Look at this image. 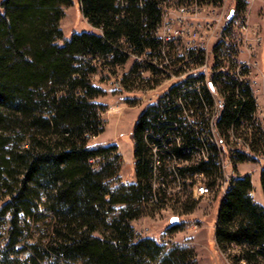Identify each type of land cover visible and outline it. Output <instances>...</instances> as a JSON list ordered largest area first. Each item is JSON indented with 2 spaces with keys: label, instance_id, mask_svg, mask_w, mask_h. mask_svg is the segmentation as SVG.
<instances>
[{
  "label": "trees",
  "instance_id": "trees-1",
  "mask_svg": "<svg viewBox=\"0 0 264 264\" xmlns=\"http://www.w3.org/2000/svg\"><path fill=\"white\" fill-rule=\"evenodd\" d=\"M73 0H0V264H198L189 246H167L140 235L132 221L165 205L180 209L184 195H159L152 202L148 128L161 129L139 114L132 131L135 179L120 176L115 143L89 144L105 131V95L94 82L128 64L159 41L153 30L164 0H79L91 29L65 34L62 21ZM238 8L245 5L238 0ZM131 62V61H130ZM152 65L132 61L122 84L128 91L154 87L144 79ZM232 82L218 126L242 134L254 99ZM253 100V101H252ZM151 107L148 108V111ZM158 127V128H157ZM245 128V127H244ZM185 147L196 141L179 127ZM252 147L262 138L252 130ZM184 147L177 155L187 158ZM247 160L239 155L237 161ZM182 167L205 172L215 186L219 164L209 160ZM264 197V167L260 171ZM250 174L239 175L220 199L215 241L233 264H264V204L253 196ZM117 207H119L117 209ZM189 209H184L187 211ZM180 223L169 226L170 231ZM25 251V259L18 252Z\"/></svg>",
  "mask_w": 264,
  "mask_h": 264
},
{
  "label": "built area",
  "instance_id": "built-area-1",
  "mask_svg": "<svg viewBox=\"0 0 264 264\" xmlns=\"http://www.w3.org/2000/svg\"><path fill=\"white\" fill-rule=\"evenodd\" d=\"M238 2V0H236ZM246 6L249 0H240ZM225 0H164L161 20L153 30L159 45L147 48L141 55L131 54L130 61L141 65H152L143 69L146 80L158 78L159 83L147 87L144 94L155 92L143 111L147 120L156 122L161 129L148 128L145 134L159 133L161 143L147 142L150 152L152 202H159V195H184L185 191L195 194V199L219 195L224 182L238 175L239 155H246L248 161L264 162V73L260 70L257 48L262 39L258 30L250 26L246 9L225 8ZM223 12L219 11L222 8ZM208 10L207 15L199 16ZM118 88H124L122 76L117 77ZM235 82L238 86L236 99L241 100L240 89L261 93V114L252 112L245 117L242 134L235 125L219 137V126L215 121L220 101H227V107L237 102L228 100L225 88ZM171 83H178V90H171ZM240 88V89H239ZM160 90V91H159ZM145 97V96H144ZM148 104H155V111H148ZM191 125H198L194 141L206 146V159L225 161V175H219L215 186L207 182L205 172L191 174L179 172V165H198L195 153L187 158L175 156V146H185L183 136H176V126H183L191 132ZM157 127V128H158ZM262 138L263 147L256 151L252 147V130ZM152 161H160V171H152ZM124 183L128 181L124 180ZM171 240V239H168Z\"/></svg>",
  "mask_w": 264,
  "mask_h": 264
},
{
  "label": "rangeland",
  "instance_id": "rangeland-1",
  "mask_svg": "<svg viewBox=\"0 0 264 264\" xmlns=\"http://www.w3.org/2000/svg\"><path fill=\"white\" fill-rule=\"evenodd\" d=\"M73 4L66 8L65 17L62 21V27L66 35L74 31H85L91 29V25L84 17L79 0H73ZM225 8L236 7V0H225ZM219 8L220 12L223 9ZM247 18L250 26L258 30L261 36V43L257 48V57L260 61V70L264 73V0H249L245 6ZM208 15V10L202 12L199 16ZM132 61L117 70V74L110 75L108 80L97 78L96 85L103 87L106 94L99 97L98 101L106 105L104 118L106 120L105 131L96 138H92L89 144L97 143L112 144L118 146V152L121 154L120 176L123 181L128 183L135 179V158L134 141L132 131L137 117L147 104L149 97L155 92L144 94L139 89L128 91L125 88H118L117 77L127 73ZM160 91V90H159ZM145 96V97H144ZM264 167V162L245 160L238 165V175L242 173L250 174L253 181L252 196L260 203L264 204V197L260 182V171ZM219 196L214 195L200 199L191 197L188 191L183 196L180 209L171 208L165 205L152 213H145L132 221L136 231L142 236L155 238L158 242L170 246L179 244L189 246L196 252L198 264H233L224 254L215 241V225L217 219V208L220 202ZM119 207H117L118 209ZM189 209L183 211L184 209ZM178 217V223L181 228L176 231H170L171 219ZM171 239V240H168ZM27 252H18L17 256L25 259Z\"/></svg>",
  "mask_w": 264,
  "mask_h": 264
},
{
  "label": "bare ground",
  "instance_id": "bare-ground-1",
  "mask_svg": "<svg viewBox=\"0 0 264 264\" xmlns=\"http://www.w3.org/2000/svg\"><path fill=\"white\" fill-rule=\"evenodd\" d=\"M171 90H178V83H171ZM252 97L254 99V103H261V93L260 92H252ZM227 105V101H220V109H224ZM151 107L150 111H155V104H148V108ZM222 113L215 114V121H218ZM254 114H261V107H255ZM179 127L176 126V136H183L180 134ZM191 132L198 133V125H191ZM219 137H226V133H221L219 130ZM151 141L152 143H161V135L159 133H148L146 134V142ZM177 147H184L183 153L185 155H190L191 152L195 153V161L201 162L206 159V146L200 143V141H196L190 145L185 146H175V156L177 155ZM182 157V156H180ZM220 167V175H225V161L224 160H216ZM186 165H179V172H183L182 167ZM152 171H160V161H152ZM238 176H232V180H227L224 182V188L219 192V198L221 199L226 193V189L232 183L234 179ZM192 198L195 199V194H190ZM219 199V200H220Z\"/></svg>",
  "mask_w": 264,
  "mask_h": 264
},
{
  "label": "water",
  "instance_id": "water-1",
  "mask_svg": "<svg viewBox=\"0 0 264 264\" xmlns=\"http://www.w3.org/2000/svg\"><path fill=\"white\" fill-rule=\"evenodd\" d=\"M178 221H179L178 217H173V218L171 219V225H172V224H176V223H178Z\"/></svg>",
  "mask_w": 264,
  "mask_h": 264
},
{
  "label": "crops",
  "instance_id": "crops-1",
  "mask_svg": "<svg viewBox=\"0 0 264 264\" xmlns=\"http://www.w3.org/2000/svg\"><path fill=\"white\" fill-rule=\"evenodd\" d=\"M244 174H246V172L245 173H242L241 175H244ZM260 202V201H259ZM220 203V202H219ZM219 203H218V208H219ZM262 203V202H261ZM218 208H217V212H218Z\"/></svg>",
  "mask_w": 264,
  "mask_h": 264
}]
</instances>
